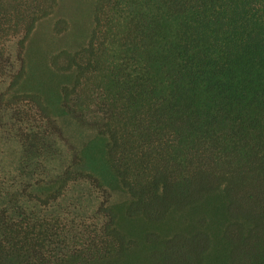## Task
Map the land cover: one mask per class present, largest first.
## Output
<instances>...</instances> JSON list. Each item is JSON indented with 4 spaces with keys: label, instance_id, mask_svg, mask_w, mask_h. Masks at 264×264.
Returning <instances> with one entry per match:
<instances>
[{
    "label": "trees",
    "instance_id": "16d2710c",
    "mask_svg": "<svg viewBox=\"0 0 264 264\" xmlns=\"http://www.w3.org/2000/svg\"><path fill=\"white\" fill-rule=\"evenodd\" d=\"M63 1L0 0V264H264V0H72L90 28L47 58L52 107L25 55ZM54 111L99 116L122 207L60 208L101 184L79 154L49 170Z\"/></svg>",
    "mask_w": 264,
    "mask_h": 264
},
{
    "label": "rangeland",
    "instance_id": "374dc122",
    "mask_svg": "<svg viewBox=\"0 0 264 264\" xmlns=\"http://www.w3.org/2000/svg\"><path fill=\"white\" fill-rule=\"evenodd\" d=\"M59 18L67 22V29L61 34L53 30V24ZM89 22L88 10L81 11L77 9L75 3H72V0H64L54 15L36 27V33L28 45L25 55L28 70L26 84L32 88H35V85L39 86L47 100H51L52 107L57 82H60L61 78L57 79L49 71L46 65L47 58L61 48L75 47L84 43L89 33ZM54 114L59 134L54 140L49 170L60 168L66 161L79 154L84 159V169L92 172L101 184L100 188L86 183L72 186L65 200L60 203V208L77 204L78 212L83 214L82 216L92 217L93 210L102 201L122 207L128 200V196L118 181L113 178L105 163L102 141L97 138L95 128L99 116L93 112L74 115L66 111H54ZM18 158L16 144L12 140L7 141L3 147L2 167L19 173Z\"/></svg>",
    "mask_w": 264,
    "mask_h": 264
}]
</instances>
